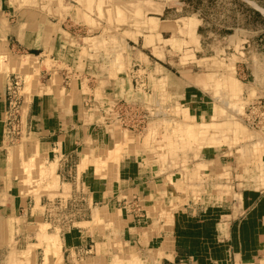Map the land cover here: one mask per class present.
Here are the masks:
<instances>
[{
    "label": "crops",
    "instance_id": "1",
    "mask_svg": "<svg viewBox=\"0 0 264 264\" xmlns=\"http://www.w3.org/2000/svg\"><path fill=\"white\" fill-rule=\"evenodd\" d=\"M109 1L105 7L102 3L106 0H94L93 10L99 4L100 13L104 15L126 16L133 11L151 15V20L156 21L170 7V0H151V11L149 0H140L134 7L131 0ZM2 3L0 1V5ZM0 8L3 11L4 7ZM28 11L32 13L31 8ZM100 13L96 11L97 15ZM173 19L157 24L172 26L174 34L179 32L184 40L200 26L196 16H189L190 21L183 22ZM3 20H0L2 24ZM27 22L30 23L23 16L10 25L12 29L7 28L13 40L10 44L5 39L6 45L14 53L23 48L34 51L27 55L37 53L34 56L38 58L40 72H45L48 78L44 82L34 81L31 93L23 96L24 121L21 109L19 131L10 139L3 113L10 75L0 71V230L9 234V225L19 229L27 223L26 218L37 217L33 212L35 201L28 202V198L20 196L14 146L8 145L10 140L21 139L23 124L24 137L30 145L26 148L28 153L34 155L37 150L46 166L55 168L57 193L83 198L89 207L95 206L101 211H119L116 224L120 226L119 239L125 245L122 251L99 247L95 237L101 229H97L90 212L85 213L86 218L74 220L71 227L60 234L59 255L49 252L48 264H112L111 257L117 255L125 257V264H264V138L248 147L224 146L201 151L189 163H178L166 170L149 161L141 150L118 149L115 145L118 136L112 133L113 127L105 120L103 112L106 101L127 94L128 82L122 85L123 89L119 86L114 90L111 88L119 85L118 79L108 76L105 86L109 89L102 90L106 101L90 107L81 87L87 73L81 71L70 76L66 72V69L79 70V46H71L72 50L76 47L78 57L70 67H57L58 60L53 54L57 48L61 49L62 43L53 36L59 34L61 25L52 23L34 30L18 25ZM158 25L151 29L163 31L164 27ZM2 26L0 24V39L8 35ZM258 32L262 35L257 41L264 43V28ZM47 47L51 50L43 55L42 49ZM156 47L163 46L158 41ZM162 52L163 49L158 50V54ZM131 55L140 66L150 65L148 56L139 52ZM47 59L50 66L46 65ZM250 64L254 73L260 67L264 69V59L252 58ZM54 71L59 74L60 82L54 83ZM181 93L179 100L184 101L194 117L205 120L215 115L216 103L201 82L187 79L182 83ZM202 124L205 126L206 122ZM188 127L193 133L194 129ZM17 162H20L19 155ZM132 200L138 204V210L128 204Z\"/></svg>",
    "mask_w": 264,
    "mask_h": 264
},
{
    "label": "rangeland",
    "instance_id": "2",
    "mask_svg": "<svg viewBox=\"0 0 264 264\" xmlns=\"http://www.w3.org/2000/svg\"><path fill=\"white\" fill-rule=\"evenodd\" d=\"M0 1L3 2L0 7L5 8L0 10V20L4 19L3 24L1 21L0 24L6 33L7 28L12 29L10 25L23 16L30 23L18 25L30 30L52 23L61 25L59 34L53 36L58 43H62L61 49L57 48L53 54L58 60L55 62L57 67H70L78 57L76 47L72 50L71 46H79V70L74 72L66 69V72L70 76L81 71L87 73L86 78L81 80V87L90 107L102 105L106 101L102 90L109 89L105 86L108 76L118 79L119 85L114 84L115 88H111L116 90L125 81L131 89L133 76L142 75L140 77L149 90L145 101L152 117L139 132L127 131L115 121H109L113 127L112 133L118 136L116 148L126 150L133 147L141 150L149 161L161 170H166L180 163H189L201 151L206 152L211 148L218 150L224 146L248 147L258 142L259 138H264L261 132L250 128L243 120V110L264 99V84L261 81L264 69L260 67L254 73L250 64L252 58L264 59V43L257 41L262 35L258 30L264 28V0H170V7L156 21L151 20V15H140L133 11L126 16H116L110 12L104 15L100 13L99 4L93 10L94 0ZM139 1L130 2L134 7ZM109 2L106 0L102 5L106 7ZM148 3L150 9L151 0ZM30 8L31 14L28 11ZM60 9L65 12L64 15L60 14ZM189 16H196L200 26L186 40L178 35L179 32L174 34L170 25H164V30L160 32L156 28L151 29L161 20L174 18L180 22L190 21ZM11 33L0 39L3 40V43L0 42V71L19 75L23 84L21 93L28 96L33 89L32 83L38 80L44 82L48 76L40 72L38 58L34 56L37 53L27 55L33 50L23 48L17 52L16 49L14 53L6 45L5 39L10 44L13 40ZM158 41L162 48L156 47ZM253 41L256 45H253ZM199 43L202 47H199ZM160 49L164 52L158 54ZM42 50V54L46 55L51 49L47 47ZM133 52L148 56L150 65L140 66L141 63L133 60ZM13 57L16 61L12 60ZM46 65H51L48 59ZM58 75L56 71L52 73L54 83L60 82ZM187 79L194 83L201 82L212 95L211 100L216 103L217 109L212 118L200 120L194 117L184 101L179 100L182 83ZM24 105L23 101L22 121L25 116ZM203 122H206L205 126ZM187 125L194 129V135H189L193 133ZM24 133L22 124L21 139L10 140L12 142L8 145L14 146V168L19 171L20 196L28 198V202L35 201L33 212L37 217L34 220L26 218L27 223L19 229L9 225V234L6 230H0V264H48L49 252L59 255L60 234L68 230L74 220L86 218L85 213L90 212L93 222H97V229H101L95 237L99 247L113 252L122 251L125 245L119 239L120 226L116 224L119 211H101L95 206L89 207L83 198L57 193L55 168L46 166L37 150L34 155L28 153L26 148L30 145ZM39 252L44 255L41 256ZM111 258L112 264L126 262L125 257L119 255Z\"/></svg>",
    "mask_w": 264,
    "mask_h": 264
},
{
    "label": "built area",
    "instance_id": "3",
    "mask_svg": "<svg viewBox=\"0 0 264 264\" xmlns=\"http://www.w3.org/2000/svg\"><path fill=\"white\" fill-rule=\"evenodd\" d=\"M133 76V85L127 94L117 97L105 105L104 116L107 121H115L121 128L127 131H142L149 118L152 117L148 111L149 106L145 101V96L149 92L146 89L145 81ZM22 79L17 74H11L6 85L4 123L6 134L10 139H14L19 131L20 111L23 103ZM243 120L248 126L264 135V99H259L256 103L249 105L243 112ZM128 204L138 210L136 202L129 201Z\"/></svg>",
    "mask_w": 264,
    "mask_h": 264
},
{
    "label": "bare ground",
    "instance_id": "4",
    "mask_svg": "<svg viewBox=\"0 0 264 264\" xmlns=\"http://www.w3.org/2000/svg\"><path fill=\"white\" fill-rule=\"evenodd\" d=\"M58 250V249H57ZM11 254V253H10ZM12 255V254H11Z\"/></svg>",
    "mask_w": 264,
    "mask_h": 264
}]
</instances>
